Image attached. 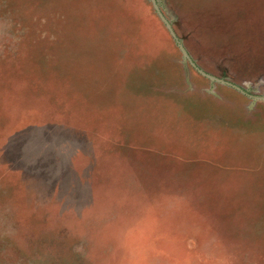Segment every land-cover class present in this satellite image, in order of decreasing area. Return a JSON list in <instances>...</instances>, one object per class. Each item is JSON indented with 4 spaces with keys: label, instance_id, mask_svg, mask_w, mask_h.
I'll use <instances>...</instances> for the list:
<instances>
[{
    "label": "rangeland",
    "instance_id": "rangeland-1",
    "mask_svg": "<svg viewBox=\"0 0 264 264\" xmlns=\"http://www.w3.org/2000/svg\"><path fill=\"white\" fill-rule=\"evenodd\" d=\"M0 264H264V0H0Z\"/></svg>",
    "mask_w": 264,
    "mask_h": 264
},
{
    "label": "crops",
    "instance_id": "crops-1",
    "mask_svg": "<svg viewBox=\"0 0 264 264\" xmlns=\"http://www.w3.org/2000/svg\"><path fill=\"white\" fill-rule=\"evenodd\" d=\"M203 176H205V177L202 178V179H200V180L201 181H205V182H207V181H210V182H213V181H216V182H225V181H228V182H230L231 181V180H229V179H231V178H229V176L227 178H225V176L222 175V174H219V175H211V176H209V175H203ZM229 187L230 186L227 185V188L226 189L229 190ZM218 188H221V190H224L222 185H221V187H218ZM205 239H206V237H205Z\"/></svg>",
    "mask_w": 264,
    "mask_h": 264
}]
</instances>
